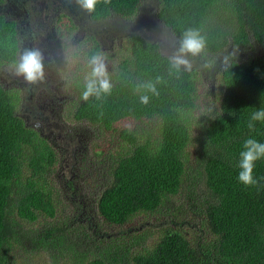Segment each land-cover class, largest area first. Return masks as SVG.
I'll list each match as a JSON object with an SVG mask.
<instances>
[{
  "label": "trees",
  "instance_id": "trees-1",
  "mask_svg": "<svg viewBox=\"0 0 264 264\" xmlns=\"http://www.w3.org/2000/svg\"><path fill=\"white\" fill-rule=\"evenodd\" d=\"M145 1L100 0L91 14L132 20ZM154 15L178 48L189 29L205 37V50L196 58L205 61L208 71L214 64L220 68L214 86L220 97L211 98L197 116L198 67L177 73L158 43L131 35L129 54L109 75L111 93L84 101L81 74L88 59L102 53L91 38L75 59L76 102L66 120L89 140H100L94 152L75 155L68 168L78 175L102 158L110 176L95 184L84 180L74 192V184L64 186L65 165L56 151L17 116V93L0 82V264H15L11 244L30 238L16 230L14 214L32 224L40 217L53 220L32 240L69 253L77 264H129L130 253L133 264H264V159L254 166L256 185L245 187L237 180L243 141L251 136L264 142V122L252 131L247 127L252 112L264 107V0H157ZM230 50L233 59L225 55ZM16 52L13 24L0 17V72L14 64ZM237 54H242L239 60ZM158 77V95L140 88ZM209 90L215 96L210 85ZM142 94L149 96L147 104L140 103ZM129 120L135 125L119 129ZM148 121L157 123L155 131L142 126ZM118 131L116 137L105 136ZM84 188L95 193L83 209L71 196ZM69 203L71 217L64 211ZM83 213H95L114 227L140 216V225L153 219L154 225L133 240L103 244L85 225L68 232V224ZM87 254L92 261H86Z\"/></svg>",
  "mask_w": 264,
  "mask_h": 264
},
{
  "label": "flooded vegetation",
  "instance_id": "flooded-vegetation-1",
  "mask_svg": "<svg viewBox=\"0 0 264 264\" xmlns=\"http://www.w3.org/2000/svg\"><path fill=\"white\" fill-rule=\"evenodd\" d=\"M147 2L141 5L139 13L145 12L143 9ZM156 5L157 0H152L148 13H155ZM0 17L13 24L17 39L15 62L25 50L38 49L43 56L44 70L42 81L28 84L23 77L15 75L12 64L0 72V82L6 89L17 93V116L56 151L60 164L65 165L60 175L64 186L70 188L74 184L72 188L75 192L80 187L79 184L82 187L84 180L90 176L88 168L86 172L80 169L76 171L78 175L68 168V163L74 160V156L85 154L90 144L83 131L75 123L71 124L66 120V114L76 102V91L73 89L77 82L75 59L91 38L97 41L102 53L106 48L105 44L111 50L114 45L120 47L122 38L125 37L126 29L123 25L126 21L114 15L94 18L91 13L81 10L76 0H0ZM169 35L171 36L170 33ZM163 39L166 38L160 37L158 41L161 43ZM160 43L158 44L161 45ZM243 51L252 54L248 49L240 52ZM231 53L234 52L230 50L225 55L233 59L235 53ZM241 55L237 54L236 59L239 60ZM197 67L203 81L208 80L212 89L220 68L214 64L208 71L205 61L200 62ZM82 124L87 126L84 122ZM86 192L88 188L78 191L72 198L75 203L82 204L83 209L85 204L81 197ZM91 192L95 193L93 189L89 194Z\"/></svg>",
  "mask_w": 264,
  "mask_h": 264
},
{
  "label": "rangeland",
  "instance_id": "rangeland-1",
  "mask_svg": "<svg viewBox=\"0 0 264 264\" xmlns=\"http://www.w3.org/2000/svg\"><path fill=\"white\" fill-rule=\"evenodd\" d=\"M146 4L148 8L146 6L143 9L145 11L144 13L138 12V15L134 19L125 20L126 22L123 25V27L126 29V32H125V37L122 38L120 47H117L114 45L113 50H111V48L108 47L107 44H105L106 48L103 54L106 56L105 63H106L107 71L110 76L117 73V70H118L117 65H119V63L122 61L126 53L129 54L127 40L131 35H136L134 32H132V29L134 27L133 25L139 21L145 22L147 19H148L147 21H149V19L152 18L151 14H155V13H148V11H150L151 9V6L149 7V5H152V0H148ZM149 31L150 29H147V32ZM154 37L166 38V39H163L161 43L160 41H158V43L161 44L159 45V47L163 55H166L172 58L175 54H177L179 48L177 46V43L174 42V40H172V37L169 35L168 31H163L162 33H159V36L158 34H156ZM186 59H188L190 65L193 67H197L200 65V61L196 57H188V58L186 57ZM90 70H91L90 67L86 68L85 71L81 74L80 78H82L85 81V76L90 72ZM207 81L208 80L203 81V79L202 81L201 79L197 81L198 96H197L196 103L199 106V108L195 111V114L197 116H199L201 113H204L209 107V105L212 104L211 98H214L213 101L216 102L218 97H220V93L218 90H216L215 87H213V90H214L213 92L215 96L213 97L210 96V90H209L210 82L209 81L207 82ZM133 123L134 122L132 120L123 122L120 125L119 129H121V127L128 128L130 125L134 126L135 123L134 124ZM156 125H157L156 122L148 121V122H143L142 126L146 128L147 130L155 131ZM118 134H119V131L117 133H113L112 135H108L107 133H105V136L108 138L109 136L116 137L118 136ZM98 140L100 139L95 140L93 138L92 141L89 140L90 144L88 145V151H85L84 153L94 152L98 146L97 145L99 143ZM101 159L97 160V165L93 164L91 166L90 163L87 165L88 169L90 170L89 171L90 176L87 177V181L91 184H95L96 182H98L99 179H102L103 175L110 176V169H108L105 166L106 164L105 161L101 162ZM69 167H72V165H69ZM88 196L89 194L82 193V197H81L82 203L87 201ZM72 198L73 196H71V199ZM69 204L70 205L68 206V208L66 210L64 209L63 210L65 211L66 214H68L71 217L74 215V213H72L74 211L73 209L70 210V208L73 205L71 203ZM57 216L59 217V215ZM11 217L13 220H16L19 225L18 229L16 230L19 231L22 235H24V233H27L29 234V237H30L29 239H23L22 242H20L18 245L11 244L12 249L10 252V257L12 260H14L15 264H77L73 262V258L71 257L69 253H58L57 249H53V248L51 249L49 247H45L44 245L42 246L37 245L35 244L34 240H32V238L36 239L37 236L41 234L46 228L52 226V223L54 222L53 220L40 217L35 223L32 224V223H26L20 220L15 214L11 215ZM143 219L144 217L140 216V217L135 218L132 221V224H126L123 227H114V226H110L100 216L96 215L95 213H91L90 215L87 213L86 214L84 213L83 216L78 217L77 220L75 221L72 220L71 222L72 224L71 223L68 224V228H69L68 232L75 230L78 225H85L86 231L89 232L90 234L93 233L94 237L96 236L95 234H97V236H99L98 237L99 240H101L103 244H106L110 240H114L115 243H120L122 242L121 240H123V238L121 237H126L128 239L132 238L133 240L135 237L142 235L143 233L146 232L147 229H149L150 227H152V225H154L153 224L154 219L150 223L140 225L139 223L142 222ZM151 232L155 234L156 229L152 228ZM152 240H153V237H150L149 239H147L145 244L149 245ZM87 243L90 244V241H88ZM97 243L102 244L100 241H97ZM81 245L84 246L83 243ZM92 245L93 244H91V246ZM51 254L54 255L53 259L51 257ZM132 256H133V253H130L129 264H133ZM92 260H93L92 255L87 254L86 261L89 262Z\"/></svg>",
  "mask_w": 264,
  "mask_h": 264
},
{
  "label": "clouds",
  "instance_id": "clouds-1",
  "mask_svg": "<svg viewBox=\"0 0 264 264\" xmlns=\"http://www.w3.org/2000/svg\"><path fill=\"white\" fill-rule=\"evenodd\" d=\"M100 0H76V4L81 10L92 13L95 11L96 5ZM107 3V0H105ZM206 47V39L198 30H187L180 41V47L177 54L170 60V67L179 73L181 68L189 69L191 67L187 56H198ZM227 59V58H226ZM106 56L98 52L88 59L90 72L85 76L84 91L81 99L87 101L90 97L95 96L97 99L109 95L112 90V83L106 67ZM15 75L23 77L28 84H35L44 78L43 56L38 49L25 50L14 63ZM160 83V78L156 82L151 81L140 85L146 93L158 95L156 84ZM139 91V89H137ZM219 98V97H218ZM149 96L142 94L140 103L147 104ZM257 122H264V107L255 109L249 119L247 127L250 131L255 129ZM264 159V142H260L253 137L246 138L242 143V150L239 153L238 163V183L245 187L256 185L257 181L253 178L254 166L257 161Z\"/></svg>",
  "mask_w": 264,
  "mask_h": 264
},
{
  "label": "water",
  "instance_id": "water-1",
  "mask_svg": "<svg viewBox=\"0 0 264 264\" xmlns=\"http://www.w3.org/2000/svg\"><path fill=\"white\" fill-rule=\"evenodd\" d=\"M152 18L149 19V21H139L136 24H134L132 32H134L136 35H138L140 38L145 40L149 43H157L159 40V37H154L156 34L162 33L163 31H168L155 17L154 14H151ZM154 15V16H153ZM147 29H150L149 32H147Z\"/></svg>",
  "mask_w": 264,
  "mask_h": 264
}]
</instances>
